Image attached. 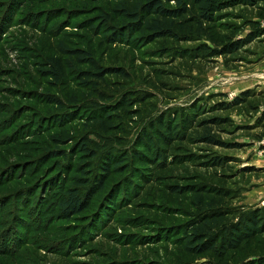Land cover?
I'll return each mask as SVG.
<instances>
[{
	"label": "trees",
	"instance_id": "obj_1",
	"mask_svg": "<svg viewBox=\"0 0 264 264\" xmlns=\"http://www.w3.org/2000/svg\"><path fill=\"white\" fill-rule=\"evenodd\" d=\"M1 1L5 2L6 0H0V3H2ZM48 1L50 0H8L0 9L2 12L0 14L4 16L0 18L2 28L9 29L23 23L30 28L42 30L44 33L51 32L50 36L59 35L63 26L70 27L72 25L74 16L61 10L47 13L34 11L37 10L36 3L43 4ZM79 1H83L85 4L90 2L97 6L93 14L96 16L89 22L78 26L92 35L90 44L86 48H74L62 41L61 50L68 54V57L52 56L47 58L46 63H39L43 66L40 72L50 79L52 85L56 88L58 86L63 92V95L59 92L46 94V104L66 111L57 117L54 115L52 120L44 119L47 121L44 127L36 126L34 130L37 131L35 134L40 136L41 133H45L44 130L48 127L60 129L69 122L84 116L83 120L87 125L84 135L77 139L74 135L66 132L65 134H54L51 140L56 144H65L66 148L68 145H72L64 151L55 150L54 153L49 152V154H60L62 158H66L70 162L73 157L85 158V166L84 164L77 165L81 167L80 175L76 177L77 180L71 187L66 184L65 177L58 187L50 185L47 188L45 186L39 188V197L45 194V200L42 201L41 198L37 200L41 206L38 210L34 209L36 204L33 205L37 189L20 191L16 194L18 198H15V195L12 198H3L5 200L0 208L16 206V212L14 219L10 218L13 211L11 214H9V210L2 212L1 223L5 224L9 221L8 228L17 225L18 229H28L31 232L35 225L34 217L39 216L41 219L37 224V228H39L43 220L52 213L45 210L43 204L50 199L47 196L51 195L53 191L60 194L56 200L58 201L57 207L53 208L59 209V212L64 216H74L87 211L99 199L98 207L93 212L91 211L88 223L82 227L87 230L69 237L64 244L67 246V250L63 252L65 254L57 252V254L68 256L72 248L82 246L93 238L94 234L100 233L98 229H107L115 223L122 210L124 212V209L131 205L148 185H155V181L159 180L164 184L165 198L163 200L169 206L167 211L175 216L184 214L187 221L177 226H166L159 224L160 221H153V219L136 218L130 221L132 225L137 228L144 226L143 228L150 229L153 228V225L149 226V223H156L158 233L162 234V236L158 234L156 239L160 240L164 238V235L165 237L174 235L176 237L174 241L183 242L184 258L189 256L196 260L210 257L211 264L213 262L215 264H230V259H233L234 264H240L235 260L245 252L249 253L251 250L257 249L254 255L257 256L255 259L257 262L254 264H259L264 259V208L240 210L232 207L229 203L233 198L231 189L223 185L226 184L227 179L233 178L234 173L229 166L230 162L235 159L222 155L186 153V146L190 144H206L225 149L240 147L238 143L228 144L222 141L215 129L226 124L233 125L229 117L219 114L231 111L234 107L245 103L254 92L248 89L244 90L233 100L224 99L225 95L223 94V99L212 105L202 97L186 106H166L165 109H156L157 104L152 101L155 98L158 99V96L148 90H140L137 95L132 97L123 94L115 100V92L110 90L114 86H111L106 80V75H115L119 80L126 81L130 74L123 68L101 67L96 59L97 52L93 45V38L103 31L104 41L110 44H130L136 40L142 44L166 38L175 42L197 40L200 43L196 48L185 51L181 55L191 59L208 58L212 60L219 56L238 52L264 35V28L261 24L253 21L251 22L253 27L245 37H233L228 33V29L223 28V23L219 19L220 14L240 5L264 8L262 7L264 0ZM114 2L116 3L114 4ZM99 4L100 6H98ZM101 4H104L106 8L101 7ZM28 10L34 13H27L28 17L25 19H19V17L15 19ZM260 15L264 18V12ZM64 16L65 19L61 22L57 21ZM43 19L45 20L42 21ZM2 28L0 42L2 34L6 33ZM75 61L79 66H88L89 70L77 69ZM68 67L71 72H68ZM74 76H78L79 84L88 98L78 105H74L79 102L77 95L70 96L68 92V87L73 83ZM115 84V86H119L118 83ZM160 101L163 102V99ZM153 108L157 111H152ZM82 110L89 113H81ZM144 113L147 115L143 116ZM142 116L145 119H142V126L135 138L129 141L128 145H122L126 131L120 122L125 123V117L130 121H135ZM118 119L119 122L116 121ZM258 126L263 129V132L258 136L260 139L264 137V113L258 120ZM27 134L29 138H26L27 135H23L17 141H12V144L18 148L30 142L34 133ZM92 134L98 139H93ZM11 149H6L5 152L8 153ZM188 165H200L204 172L211 173H208V177H206L207 174L179 177L168 173L174 168ZM70 166L71 163L67 164L64 171L68 172ZM248 170L249 168L244 169V171ZM224 171H228L230 174ZM13 175H16V172L7 178H15ZM117 176H122V178L119 177L121 179L116 181L117 183L110 185L109 182ZM174 178L184 181V183H166ZM187 178L191 180L185 183ZM199 178L202 179L199 180ZM131 186L133 192L130 190ZM156 196L155 194L154 198ZM20 198L23 199V207L18 204ZM53 200L54 197L51 205L54 204ZM36 211L37 213L34 215ZM145 234H131L127 237L138 236L136 242L131 240L132 246L158 241L151 240L155 238L154 235L145 236ZM75 239H81L78 244L76 243L77 246L74 244ZM253 245L255 247H252ZM248 255L252 256L253 254L249 253ZM109 264L118 263L110 262Z\"/></svg>",
	"mask_w": 264,
	"mask_h": 264
},
{
	"label": "rangeland",
	"instance_id": "obj_2",
	"mask_svg": "<svg viewBox=\"0 0 264 264\" xmlns=\"http://www.w3.org/2000/svg\"><path fill=\"white\" fill-rule=\"evenodd\" d=\"M7 1H1L0 9ZM95 7L97 6L93 3L85 4L79 0H50L43 4L36 3L37 10L34 11L37 13L61 10L74 16L72 25L63 26L59 35L56 36H50L51 32L44 33L42 30L30 28L23 23L4 29L0 22V30L2 28L4 33L6 32L2 34L0 42V206L5 200L3 198H12L14 195L18 198L16 194L20 191L37 189L33 205L36 204L34 209L38 210L41 206L37 200L40 198L42 201L45 200V194L39 197V188L42 186L47 188L50 185L58 187L65 177L66 184L71 187L77 180L76 177L80 175L81 167L77 165L84 164L85 158L73 157L70 162L62 158L60 154L50 155L49 152L64 151L72 145L66 148L65 144H56L51 140L54 134H65L66 132L77 139L84 135L85 126H87L83 120L84 116L69 122L60 129L48 127L40 136L35 134L37 133L34 130L36 126L44 127L47 122L44 119L52 120L54 115L57 117L66 111L46 104V94L59 92L63 95V92L58 86L56 88L52 85L50 79L40 72L43 66L39 63H46L47 58L52 56L68 57V54L61 50L62 41L70 47L86 48L90 44L92 35L78 26L89 22L96 16L93 15ZM101 7L106 8L104 4H101ZM262 7H264L263 4ZM262 12L264 8L261 6L240 5L222 12L219 19L223 23V28L228 29L231 36L245 37L251 31L253 21L260 23L264 28V18L260 15ZM0 13H2L1 10ZM27 13L34 12L28 10L15 19L18 17L25 19L28 17ZM1 17L4 16L0 14ZM63 19L65 16L57 21L61 22ZM93 43L97 52L96 59L101 67L123 68L130 74L126 81L119 80L115 75H106V80L114 86L110 90L115 92V100L123 94L132 97L140 90H148L158 96V99L155 98L152 101L157 104L156 109H165L166 106H186L202 97L212 105L222 100L223 94L224 99L233 100L242 91L252 90L254 93L245 103L234 107L231 111L219 114L229 117L233 125L226 124L215 129L222 141L228 144L238 143L240 147L225 149L206 144H190L186 146V153L222 155L235 159L230 162L229 166L234 173L233 178L227 179L226 184H223L231 189L233 194L230 205L240 210L264 208V137L258 138L263 132L262 127L258 126V120L264 113V35L238 52L212 60L208 58L191 59L181 55L185 51L196 48L200 43L197 40L175 42L166 38L142 44L137 40L130 44H110L104 41L102 31L100 35H95ZM75 63L77 69L89 70L88 66H79L76 61ZM69 71L71 72L68 67ZM115 83L119 86H115ZM68 88L70 96L77 95L79 102L74 105L81 104L88 99L79 84L78 76ZM212 96L214 97L209 100ZM161 99L163 102L160 101ZM69 107L72 109L71 106ZM156 109L153 108L152 111H157ZM152 111L150 112L153 113ZM80 112L89 113L83 110ZM145 115L147 114L144 113L143 116ZM143 116L135 121H130L125 117V123L120 122L126 131L122 145H128L129 141L135 138L142 126V119H145ZM32 130L34 131L31 132ZM27 133H34L30 142L18 148L12 144V141H17L23 135L29 138ZM91 137L98 139L94 134ZM6 149L11 150L6 153ZM70 163L68 172H65V167ZM245 168L249 170L244 171ZM14 172H16V175H13L15 178L8 179L7 176L10 177V174ZM168 173L179 177L198 174H207L206 177H208V173L211 172H204L200 165H188L174 168ZM119 177L122 178V176ZM119 177L111 180L109 184L117 183L121 179ZM190 180L187 178L185 183ZM166 183L182 184L184 181L174 178ZM163 186L164 184L159 180L155 181V185H148L132 204L124 209V212L123 210L120 212L115 223L107 229H98L100 233L94 234L93 238L82 246L72 248L68 256L57 254V252L65 254L63 252L67 250V246L64 244L69 237L87 230L82 227L88 223L91 213L98 207L100 200L95 201L93 207L87 211L74 216H64L59 209L53 208L57 207L58 201L56 200L60 196L53 191L47 196L50 199L43 204L45 210L52 213L43 220L39 228H37V224L41 221L39 216L34 217L35 225L31 232L28 229L20 230L17 225L8 228L9 221L2 224L0 219V264H109L110 262L118 264H211L210 257L196 260L189 256L184 258L183 242L174 241L176 239L174 235L171 237L164 235V238L156 239L158 234L162 236L158 233L156 223H149V226L153 225V228L145 229L144 226L137 228L130 222L136 218H148L155 222L160 221L161 225L177 226L187 221L184 214L175 216L167 211L169 206L163 200L165 198ZM131 189H133L132 186ZM155 194L156 198H154ZM53 197L54 204L51 205ZM22 200L18 199V204L23 207ZM15 207L5 206V209L1 207L0 215L8 210L9 214L13 211L10 218L14 219ZM36 213L37 211L34 215ZM143 233H146L145 236L154 235L155 238L151 240L158 241L132 246L131 240L136 242L138 236H127ZM80 240L75 239L74 244H78ZM255 252L257 249L249 252L253 254L252 256L245 252L235 261L240 264L246 262L254 264L257 262ZM232 260L230 259V264H234ZM259 264H264V259Z\"/></svg>",
	"mask_w": 264,
	"mask_h": 264
}]
</instances>
